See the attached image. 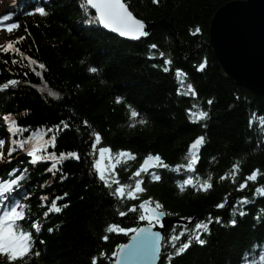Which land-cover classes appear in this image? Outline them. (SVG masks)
I'll return each instance as SVG.
<instances>
[{
  "label": "trees",
  "instance_id": "obj_1",
  "mask_svg": "<svg viewBox=\"0 0 264 264\" xmlns=\"http://www.w3.org/2000/svg\"><path fill=\"white\" fill-rule=\"evenodd\" d=\"M122 1L134 17L151 26L149 34L137 42L119 39L99 24L85 23L88 17L81 8L84 0H19L14 7L12 21L20 27L9 44L38 63L30 65L14 51L4 52L9 44L0 48V85L13 79L20 82L0 92V140L7 137L9 148L13 139L53 129L44 137H56L54 146L49 145L46 152L57 156L76 152L79 156V160L69 158L50 172L53 161L32 165L31 158L19 149L11 157L8 149L5 152L0 180L13 179V172L24 175L12 194L14 199L30 205V215L21 223L26 230L34 222L42 225L38 235L32 229L35 246L31 258L25 260L27 264H92L96 257L97 264H113L114 258L109 259L112 253L132 233H107L108 225L128 228L142 223L138 212L120 217L117 209L128 212L133 205L138 208L143 200L152 198L170 213L168 218L183 221L165 231L159 264H169L167 256L174 253L168 244L172 235L188 230L176 241L179 247L188 241L195 224L206 221L209 215L221 217L222 223L213 222L211 235L202 236L206 243L201 246L193 241L171 264H245L246 254L251 259L254 248H264V196L256 193V188L264 187V127L259 119L264 117V96L224 78L207 46L213 14L227 3L244 0H158L156 4L152 0ZM37 6H45L49 14H27ZM197 28L200 31L194 35ZM153 44L155 49L150 47ZM14 59L16 64L12 63ZM165 59L171 60L167 72L163 70ZM205 61L206 67L198 70ZM41 63L44 69L39 68ZM90 67H97L99 74H91ZM177 70L186 74V78H179L185 80V89L187 83L193 84L196 99L177 95L181 87ZM48 90L58 93L60 99L48 96ZM209 99L213 101L210 106ZM193 104L207 111L209 118L193 123L188 115L189 109L197 111ZM129 105L139 113L135 119L131 118ZM253 113L256 119L250 126ZM9 114L20 128L28 130L22 136L9 133L4 119ZM140 119L147 123L139 124ZM61 121L69 127L64 128ZM93 133L101 137L95 150ZM201 136L205 141L199 149L195 173L150 168V172L160 174V181L144 173L134 177L149 154L159 155L171 168L186 165L190 144ZM102 147L112 153L135 155V160L117 164L116 179L132 186L136 179H142L145 192L139 199L125 197L121 202L99 181L93 164ZM237 161L241 162L240 169L233 182L231 170ZM255 170H259L257 180L248 181L247 187L238 190ZM226 173L229 178L221 181ZM208 174L213 177L211 189L196 191L188 186L180 193L178 180L188 175L207 178ZM65 175L67 179H62ZM243 198L250 202L238 205ZM52 201L62 208L60 213L49 211ZM221 203L225 206L217 208ZM234 206L237 213L246 212L243 217L236 215L235 227L230 225ZM49 228L54 231L49 233ZM105 235L109 237L107 242L102 239ZM36 251L40 252L38 257ZM102 252L106 256L102 257ZM0 264L10 262L0 255Z\"/></svg>",
  "mask_w": 264,
  "mask_h": 264
},
{
  "label": "snow or ice",
  "instance_id": "obj_2",
  "mask_svg": "<svg viewBox=\"0 0 264 264\" xmlns=\"http://www.w3.org/2000/svg\"><path fill=\"white\" fill-rule=\"evenodd\" d=\"M154 4L158 2V0H152ZM81 8L84 10L85 16L88 17L84 22L87 24H99L104 29L109 30L112 33H117L121 37H126L130 40H140L142 37H146L149 33L145 30L146 25L141 20L135 18L133 14L128 10L124 3L121 0H84L81 4ZM91 9L95 10V15L89 17V11ZM28 15L38 14L41 17L47 16L49 13L45 6H37L34 12H28ZM11 17L9 15H4L2 19H0V24L5 20H9ZM20 25L18 23H11L7 27V31L11 32L13 29H18ZM200 31L199 28L195 30L194 35ZM20 39H23L22 37ZM17 41L16 43H18ZM152 49H155L157 46L155 44L150 46ZM9 50L18 53L24 59H27L30 65H36L38 62L34 59L24 56L23 53L19 52V49H14L13 45L10 43L7 48L3 49L4 52H8ZM160 56L163 57L164 53L161 52ZM152 58V57H149ZM13 64H16L17 61L14 59L12 61ZM164 71L167 72L169 69L167 65L171 64L170 59H165ZM40 69H44V64L38 65ZM156 67V65H153ZM206 67V61L199 65L198 70L202 71ZM89 72L91 74H99V69L97 67H90ZM37 76H40V72L35 73ZM178 77V82L180 84V88L177 90V95L183 96H191L193 99H196L197 92L192 83L186 84L185 89V80L179 79L180 77H185L186 74L182 73L180 70H177L176 73ZM20 82L13 79L8 81L7 83L0 85V92L5 91L9 88V86H16ZM44 89L47 90L48 86L45 84ZM48 96L53 97L54 99H60L58 93L53 92L51 90L47 91ZM121 102V98L117 97V103ZM208 105H212L213 101L209 99L207 101ZM193 109H197V111L193 112L192 109L188 110V115L193 123H197L200 121L207 120L209 118V113L200 108L199 105L193 104ZM129 110L131 113V118L135 119L139 113L132 109L129 105ZM194 117V119H193ZM5 121L8 122V131L11 136L16 137L18 134L22 136L23 132L28 131L27 129L20 128L16 120L11 117V114L4 117ZM256 119V114L253 113V118L249 121L250 126L253 121ZM261 127H264V117L259 118ZM87 126V121L84 122ZM139 124H146L147 121L144 119H140L138 121ZM61 124L64 125V128H68L69 125L65 121H61ZM135 127V124L131 125ZM205 127L207 125H204ZM59 129V126H57ZM53 129H47L45 132H41L40 130H36L31 133L27 138L24 139H13L11 141V146L8 148L7 155L11 157L12 154L19 149L21 152H24L28 157H30V163L32 165H36L41 161H53L51 167L48 169L50 172L53 170H57L58 165L62 164L63 161L73 158L79 160V156L76 152H69L67 154L61 153L57 156L55 153L48 154L46 152L49 145L54 146L56 137L52 136L49 139H45V135L48 132H52ZM95 136V143H93L92 147L95 150L97 144L100 142L101 137L99 133H93ZM205 141V137H198L193 143L190 144L188 152L185 156L187 160V164L177 165L175 168H171L168 164L164 163L159 155H151L149 154L140 169H138L133 175L134 177H141V174H149L152 177L153 181H160L161 176L157 172H150V168H164L170 171L180 173L181 169H184L188 173H195L196 164L199 161V149L203 145ZM5 145L4 140H0V162H4V152L3 148ZM111 153V150L107 147H102L99 149L100 159L97 160L93 164V168L95 169L97 178L99 181L103 182L105 188L110 189V195L116 197L119 201L123 202L126 197L129 200L139 199L140 194L145 192V188L142 187L144 181L142 179H136L134 186L130 184H121L118 179H116L115 172H108L107 168L102 166V161L105 159V154ZM113 157L110 155L109 159ZM121 158H127L129 160H135L136 157L134 154L130 152L121 151L115 154V163L110 164L109 167L115 168L117 164L121 162ZM11 161L9 160L8 163ZM240 161H237L232 166V179L235 182L236 174L240 169ZM259 170L253 171L251 175H248L245 178V182L240 184V188L238 190H242L247 187L248 181H256L258 177ZM13 179L4 181L0 180V255L6 256L8 261L13 262L16 260H20L22 264H27L25 260L26 257L31 258L30 254L33 251L35 246V239L33 235L32 229H34L35 233L38 235L42 230V225L38 223H32L28 230L25 229L24 224L21 221H24L30 215V205L21 203L19 200L13 198V193L16 192V189L19 187L21 181L24 179V175L21 174L16 176L13 172ZM229 176L226 173L225 175L220 177V180H226ZM62 179H67V176H62ZM212 175L208 174L207 178H202L199 175H188L187 178L182 181H177V187L180 193H184L186 187L190 186L196 191H208L213 187L212 185ZM113 185H116L115 189H113ZM256 193L264 196V187L256 188ZM67 195V194H65ZM28 197L25 196V199ZM47 199V197H44ZM227 202V198L225 199ZM250 201L247 198H243L238 201V205H246ZM154 205V206H153ZM225 206L224 203L218 204L217 208H223ZM63 207H68L67 204H64ZM49 211L60 213L62 208L57 206L56 201H52L51 208ZM120 217H125L128 213H139L138 220L140 222H146V227H120L117 224H109L106 232L107 233H116L123 234L127 236L129 233H132L131 242L128 244H120L116 247L115 251L112 253V256L109 259L114 258L115 264H156L157 260L160 258L162 252V248L165 246L164 237L159 231H153V228L159 225L161 228L164 227L162 224V218L170 213H167L163 210V205L158 201H154L152 198L148 200H143L138 208L133 205V207L128 209V212L119 211L117 209ZM264 211V210H262ZM243 217L246 215V212L240 210L237 213L236 207L231 213L233 219L230 220V225L235 227L237 221L235 219L236 215ZM48 213H45L47 216ZM259 219V217H257ZM215 222L216 224H221V217L213 218L211 215L208 216L206 221H200L195 224L194 229L188 237V241L177 247L176 241L180 239L181 236H184L187 233V229L181 231L179 236L172 235L168 240V244L174 249V253H170L167 256L169 264L174 259L175 256L182 255L195 241L196 243L203 246L206 243L205 239H202V236L207 234L211 235L210 225ZM189 223H191V219L189 218ZM49 233L53 232L54 229L49 228ZM105 242L108 241V235H105L102 238ZM41 244L45 243L43 240L40 241ZM258 251V255L256 254ZM35 256H39L40 252L36 251ZM102 257L106 256V253L102 252L100 254ZM92 264H97V258L93 257ZM245 264H264V248H260L257 250L253 249V253L251 259H249L248 254L245 256Z\"/></svg>",
  "mask_w": 264,
  "mask_h": 264
},
{
  "label": "water",
  "instance_id": "obj_3",
  "mask_svg": "<svg viewBox=\"0 0 264 264\" xmlns=\"http://www.w3.org/2000/svg\"><path fill=\"white\" fill-rule=\"evenodd\" d=\"M121 2L124 3L122 0ZM91 11L95 14L94 9ZM145 25V30L149 33L151 26L147 23ZM100 27L119 39L139 41L121 37ZM143 38L145 37L141 39ZM207 46L224 78L258 96H264V0L234 1L220 7L209 22ZM161 222L164 227L156 226L153 231H159L162 236L173 225L183 224V221L167 216ZM146 226L142 224L140 227ZM130 242L131 237L125 244ZM158 263L159 259L156 264Z\"/></svg>",
  "mask_w": 264,
  "mask_h": 264
},
{
  "label": "rangeland",
  "instance_id": "obj_4",
  "mask_svg": "<svg viewBox=\"0 0 264 264\" xmlns=\"http://www.w3.org/2000/svg\"><path fill=\"white\" fill-rule=\"evenodd\" d=\"M13 1L14 0H0V15H7L8 12H9V8L11 6V4H13ZM10 5V6H9ZM9 6V8H8ZM16 32L15 29H13L11 32H8L7 29H5L4 27L2 28V30L0 31V47H6L10 40L13 38V34ZM7 149V140L5 139V145H4V148H3V152L5 153ZM115 154L117 153H106L105 154V159L102 161V166L106 167L108 172H115V175H116V167L113 169L111 167H109L110 164H114L115 163ZM112 156L113 158L112 159H109V156ZM100 159V154H99V150L96 152V158H95V162L97 160ZM122 160H125V161H128L129 159L127 158H121V161ZM117 166V165H116Z\"/></svg>",
  "mask_w": 264,
  "mask_h": 264
}]
</instances>
